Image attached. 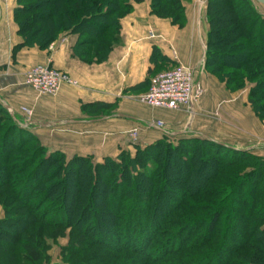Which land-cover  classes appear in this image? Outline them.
<instances>
[{"label": "trees", "instance_id": "trees-1", "mask_svg": "<svg viewBox=\"0 0 264 264\" xmlns=\"http://www.w3.org/2000/svg\"><path fill=\"white\" fill-rule=\"evenodd\" d=\"M143 1L16 0L23 41L14 50L46 49L78 33L103 58ZM149 5L173 25L187 24L184 0ZM206 16L204 69L230 91L250 84L248 102L264 123V15L253 0H208ZM16 116L0 99V235L9 239L0 264L20 261L11 254L19 240L26 262H47L48 240L65 236L59 264H264V157L253 149L165 133L134 153L68 156Z\"/></svg>", "mask_w": 264, "mask_h": 264}, {"label": "crops", "instance_id": "crops-1", "mask_svg": "<svg viewBox=\"0 0 264 264\" xmlns=\"http://www.w3.org/2000/svg\"><path fill=\"white\" fill-rule=\"evenodd\" d=\"M254 2L264 15V0ZM16 6V0L0 3V96L19 114L25 115L26 107L31 120L51 123L35 128L46 144L68 156L100 160L123 149L134 153V145L152 143L165 133L205 135L264 157V124L247 102L248 92H230L202 69L208 25L198 12L188 13L186 26L179 28L152 14L148 1L134 3L111 51L97 59L94 50L79 44L78 33L62 34L46 49L15 51L23 41L14 20ZM38 64L64 71L78 84L65 83L55 95L40 93L24 81V72ZM177 65L196 70L203 97L188 110L143 104L139 99L157 72ZM132 130L138 131L134 145Z\"/></svg>", "mask_w": 264, "mask_h": 264}, {"label": "built area", "instance_id": "built-area-1", "mask_svg": "<svg viewBox=\"0 0 264 264\" xmlns=\"http://www.w3.org/2000/svg\"><path fill=\"white\" fill-rule=\"evenodd\" d=\"M11 0H0L9 4ZM53 48V45L51 46ZM25 84L43 94L55 95L65 83L77 85L66 72L51 65L38 64L24 72ZM205 88L196 77V70L184 65H177L169 70L157 73L150 84L149 90L143 93L140 101L156 108L188 110L199 101ZM23 112L30 118L32 111L23 107ZM157 125L163 126L162 121ZM137 137V132L132 133Z\"/></svg>", "mask_w": 264, "mask_h": 264}, {"label": "rangeland", "instance_id": "rangeland-1", "mask_svg": "<svg viewBox=\"0 0 264 264\" xmlns=\"http://www.w3.org/2000/svg\"><path fill=\"white\" fill-rule=\"evenodd\" d=\"M146 1H148L149 2V0H146ZM144 2V1H143ZM207 2H208V0H184V3H185V6H186V15L188 14V13H199V15H200V17H201V19H202V21H206L207 22V25H208V29H209V23H208V20H207V16H206V8H207ZM253 2H254V0H253ZM254 4H255V2H254ZM256 5V4H255ZM256 7H257V5H256ZM258 8V7H257ZM259 10V9H258ZM222 11V13H223V10H221ZM157 16V15H156ZM158 17V16H157ZM159 18H161V17H159ZM188 18V17H187ZM163 19H166V18H163ZM175 26H177V25H175ZM186 25H184V27H185ZM177 27H179V26H177ZM180 28V27H179ZM206 40H207V37H206ZM90 49H92V48H90ZM205 56H206V46H205ZM203 62V64H202V69H204V64H205V58H204V60L202 61ZM35 66V65H34ZM34 66H31V67H34ZM163 66V65H162ZM173 67H175V66H173ZM172 66L171 67H165V68H162V69H160L157 73H160V72H163V71H166V70H169V69H171V68H173ZM205 70V69H204ZM206 71V70H205ZM207 72V71H206ZM210 73V72H209ZM68 74V73H67ZM211 74V73H210ZM74 81H76L70 74H68ZM211 75H213V74H211ZM213 76H215V75H213ZM216 77V76H215ZM217 78V77H216ZM218 79V78H217ZM77 82V81H76ZM221 82V81H220ZM221 83H224V85L226 86V84H225V82H221ZM67 84V83H66ZM77 84H78V82H77ZM72 85V84H71ZM226 88H227V86H226ZM249 88H250V84H246V86L244 87V88H241V89H238V90H236V91H230L228 88H227V90H229L230 92H241V91H249ZM149 90V88L145 91V92H147ZM247 102H248V99H247ZM249 103V102H248ZM143 104H145V103H143ZM145 105H147V104H145ZM250 105V104H249ZM147 106H150V105H147ZM150 107H152V106H150ZM250 107L252 108V106L250 105ZM155 108V107H154ZM252 110H253V108H252ZM253 112H254V110H253ZM255 113V112H254ZM21 115V114H20ZM255 115H256V113H255ZM24 118H25V120L26 121H24V122H28V121H30L31 120V118H28V116H26V115H22ZM257 116V115H256ZM257 118H259L258 116H257ZM262 122V121H261ZM263 123V122H262ZM264 124V123H263ZM35 127H38V126H35ZM38 129V128H37ZM135 132H137V137H135L132 133H135ZM34 133L36 134V135H38V137L40 138V140L42 141V143L49 149V150H53V151H55V150H59V149H55L54 148V146H52V144H46L45 143V141H44V139H42L41 138V136L37 133V131L34 129ZM130 137H131V140H132V144L134 145V143H137L138 142V131L137 130H132L131 131V133H130ZM49 141V143H52V142H50V140H48ZM241 149H247V148H241ZM60 151H62V150H60ZM253 151H254V149H253ZM94 157V156H93ZM90 187V186H89ZM24 212V210L22 211V213ZM19 215V214H18ZM3 216V210H2V207L0 206V217H2ZM5 230L6 231H9V234H10V232H12V233H15V229H14V227H6L5 228ZM91 231V230H90ZM9 239L7 238V236L5 237V236H2V235H0V246L1 247H3V248H5L7 251H6V253H5V255H6V257H8L9 256ZM13 242V244H12V246L13 245H15L14 247H12V250H11V254H16L17 255V257H19V258H21L20 259V261L18 260V263L17 264H30V263H28V262H26L25 260H24V251L22 252L23 253V255L21 256L20 254V248L23 246L24 247V244H23V241L22 240H19L18 242H16V241H12ZM68 242H69V238H68V236H65V237H59L58 239H55V240H53V239H50V240H48V243L50 244V246H49V249L47 250V254H49L50 256H51V259L48 261L47 260V262H44V263H40V264H53V263H60V262H62V260H61V257H60V253H61V247L62 246H64V245H66V244H68ZM16 244H18V245H16ZM22 250H23V248H21ZM0 253H1V250H0ZM13 258H12V262H15L14 261V256H12ZM1 257H0V261H1ZM14 264V263H13Z\"/></svg>", "mask_w": 264, "mask_h": 264}, {"label": "water", "instance_id": "water-1", "mask_svg": "<svg viewBox=\"0 0 264 264\" xmlns=\"http://www.w3.org/2000/svg\"><path fill=\"white\" fill-rule=\"evenodd\" d=\"M0 99L2 100L3 104L5 105V107L8 109V111L10 112V114L12 115V117L15 120H18L17 116H16V111L15 109L9 104L7 103L5 100L2 99V97L0 96ZM24 126H29V125H35V126H50L51 123H44V122H38L37 120H30L28 122H24L22 123Z\"/></svg>", "mask_w": 264, "mask_h": 264}]
</instances>
